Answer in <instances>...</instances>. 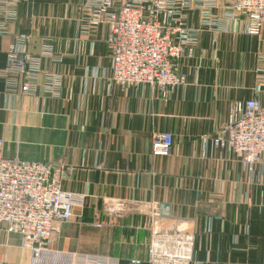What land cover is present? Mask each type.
Listing matches in <instances>:
<instances>
[{"label": "crops", "instance_id": "0c3cea01", "mask_svg": "<svg viewBox=\"0 0 264 264\" xmlns=\"http://www.w3.org/2000/svg\"><path fill=\"white\" fill-rule=\"evenodd\" d=\"M8 1L18 17L0 34V68L20 34L27 52L38 57L49 43L53 57L41 58L34 92L9 93L0 77L2 154L62 164L63 189L85 201L40 258L0 226V264H71L73 253L146 264L151 203L164 213L163 227L194 235L192 264H264V165L250 172L213 143L234 102L254 97L260 84L264 28L257 36L242 21L202 30L195 54L179 62L186 83L165 97L154 85L110 81L109 27L86 24L89 0ZM199 15L189 12L192 26ZM53 75L62 81L57 94L47 87ZM160 131L174 137L168 156L151 153Z\"/></svg>", "mask_w": 264, "mask_h": 264}, {"label": "built area", "instance_id": "2783aa9c", "mask_svg": "<svg viewBox=\"0 0 264 264\" xmlns=\"http://www.w3.org/2000/svg\"><path fill=\"white\" fill-rule=\"evenodd\" d=\"M222 6L224 12L219 16V0H89L84 20L89 26L109 27L108 77L112 83L122 87L154 85L166 97L186 83L179 62L195 54L202 30L225 32L232 23L242 21L247 35L261 34L264 0H222ZM195 8L200 10L198 27L190 24L189 12ZM17 17L16 5L0 0V34H6ZM27 39L25 34L16 37L6 51L5 66L0 68L9 93L34 92L41 75V58L53 57L49 43L38 57L27 52L23 45ZM259 73L261 81L254 97L234 102L226 124L213 137L216 146L233 151L250 172L258 163L264 165V102L260 97L264 94V68ZM61 85V78L53 75L47 87L57 94ZM2 144L0 140V226L9 234H19L32 256L40 258L85 197L63 189L62 164L9 158L3 156ZM173 144L172 133L155 132L151 153L168 156ZM118 207L123 209L121 204ZM146 209L150 217L146 264H192L194 235L181 225L163 227L164 213L155 204H148ZM71 264L120 263L112 256L73 253ZM129 264L143 262L133 258Z\"/></svg>", "mask_w": 264, "mask_h": 264}]
</instances>
